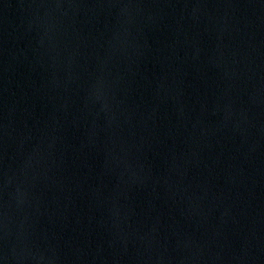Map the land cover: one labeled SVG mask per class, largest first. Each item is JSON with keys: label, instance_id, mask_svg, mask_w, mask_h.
Returning <instances> with one entry per match:
<instances>
[{"label": "water", "instance_id": "95a60500", "mask_svg": "<svg viewBox=\"0 0 264 264\" xmlns=\"http://www.w3.org/2000/svg\"><path fill=\"white\" fill-rule=\"evenodd\" d=\"M0 264H264V0H0Z\"/></svg>", "mask_w": 264, "mask_h": 264}]
</instances>
